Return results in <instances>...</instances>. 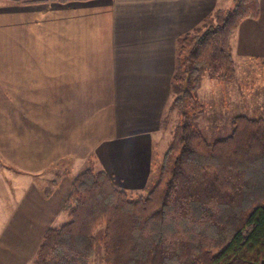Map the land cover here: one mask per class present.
<instances>
[{
	"label": "crops",
	"instance_id": "0c3cea01",
	"mask_svg": "<svg viewBox=\"0 0 264 264\" xmlns=\"http://www.w3.org/2000/svg\"><path fill=\"white\" fill-rule=\"evenodd\" d=\"M234 2L0 0V264L32 262L87 165L120 188L147 187L176 40ZM258 2L259 17L240 23L230 50L264 65Z\"/></svg>",
	"mask_w": 264,
	"mask_h": 264
},
{
	"label": "trees",
	"instance_id": "16d2710c",
	"mask_svg": "<svg viewBox=\"0 0 264 264\" xmlns=\"http://www.w3.org/2000/svg\"><path fill=\"white\" fill-rule=\"evenodd\" d=\"M259 12L258 0H235L178 36V121L153 185L132 195L89 164L71 180L67 221L46 228L30 264H90L99 227L104 264H264V117L234 115L213 142L193 126L201 75L235 81L230 37Z\"/></svg>",
	"mask_w": 264,
	"mask_h": 264
},
{
	"label": "rangeland",
	"instance_id": "374dc122",
	"mask_svg": "<svg viewBox=\"0 0 264 264\" xmlns=\"http://www.w3.org/2000/svg\"><path fill=\"white\" fill-rule=\"evenodd\" d=\"M206 24L207 22L203 20L196 30L202 31ZM232 38L234 41L235 35ZM232 51L236 72L235 81L226 82L218 77H210L206 73L200 77L197 96L202 103V112L194 119L193 126L198 128L209 142L222 139L230 133V118L234 115L264 117V65L261 64L262 60L246 58L236 53L235 50ZM172 98L173 94L164 111L161 129L153 137L152 160L155 165L152 167L154 169H152L150 182L144 190H128L133 193L132 195L135 193L145 195L156 179L157 167L160 166L162 154L172 138L173 128L178 121L177 108L172 104ZM7 177L0 166V181L3 184L8 181ZM8 183V189H12L11 193L14 196L19 185L16 184L15 179ZM1 209H5L4 204H0V211ZM65 221H67V215L61 211L53 219L51 227L58 226ZM102 230V227H99L95 231L96 245L90 264H104L100 242Z\"/></svg>",
	"mask_w": 264,
	"mask_h": 264
}]
</instances>
